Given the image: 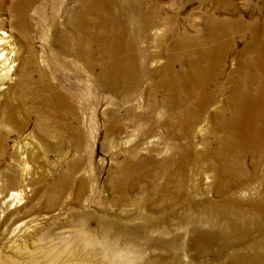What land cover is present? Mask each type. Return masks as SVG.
<instances>
[{"label": "rangeland", "instance_id": "1", "mask_svg": "<svg viewBox=\"0 0 264 264\" xmlns=\"http://www.w3.org/2000/svg\"><path fill=\"white\" fill-rule=\"evenodd\" d=\"M19 1L0 0L19 56L0 95V256L85 228L93 264L131 236V264H264V123H228L243 77L264 107V0Z\"/></svg>", "mask_w": 264, "mask_h": 264}, {"label": "bare ground", "instance_id": "2", "mask_svg": "<svg viewBox=\"0 0 264 264\" xmlns=\"http://www.w3.org/2000/svg\"><path fill=\"white\" fill-rule=\"evenodd\" d=\"M32 1H34V0H20L18 3L19 6H17L18 4H16V5L12 6L11 9H12V11L18 13L21 16L26 15L27 9H30V4H31L30 2H32ZM111 1L116 3V4H121L123 2L122 0H116V1L111 0ZM83 4L84 5H82V11L85 13L88 9V6L85 4L84 1H83ZM124 11H125V9H124ZM84 13H81V10H80L81 15H84ZM210 25H214L213 28L219 27L217 30H225L226 29L225 27L227 24L225 22H223L222 20L217 19L215 16L211 15L206 20V26H209V28H210ZM228 29H229V27H228ZM211 30L213 31V29H211ZM259 34H260V32H259ZM258 39H260L261 42H259ZM252 43L254 46V48H252V49H253V51H255V53L257 55V64L251 66L250 75H252V78L258 82L257 86H258L259 90H258L257 94H254V95L256 97H260L259 95L262 94V91L264 89V73H263V71H264V51L261 52V50L264 49V36H259L257 33H253L252 34ZM15 47H16L15 43L10 39V36L5 31L0 29V95L4 94L3 89L6 88L4 85L7 83V80H8L9 65L12 64V62L15 61L16 57H17V49ZM51 55H54V54H51ZM48 60L50 61L51 65L55 64V59H53V60L48 59ZM6 61L8 62L7 64H6ZM252 63L253 62H250L247 64H252ZM119 65H123L121 60L119 61ZM261 67H262L263 71H261ZM22 80L23 79H19L16 82L22 83L21 82ZM240 84H242L241 88H243V90H241L240 87H238L235 91L233 90L235 92V94H237L239 96L237 98L239 100L237 101V104H236L237 108L234 109L235 112L232 111L234 113L233 116L231 117L232 119H231V121L228 119L229 120L228 123L231 125L230 127L234 131H236V133L238 132V134L244 135L246 132H253L255 130V122L257 120H260L264 123V107L262 106L261 112H258V111H252L251 112L250 111L251 105L253 103L259 104L260 100L262 101V99L252 98L251 100H248L249 94L253 93V91L250 88V82H249L247 77H243L242 83H240ZM238 89H240V90H238ZM247 138H248V136H247ZM263 139H264V137H263ZM249 142L250 141H243V144L248 145ZM260 152H262V151H260ZM241 175H244V174H241ZM9 235H10V233H9ZM24 236L26 239L23 237L22 238L23 241L31 240V239H29L31 237V233H27ZM71 237L73 240H71V241L67 240L64 244H62L61 248L57 249L56 248L57 246L55 247V245H54V247H55L54 248L53 245L51 246V243H49L46 245V248H48V247H51V248L46 249V250L44 248L43 249L34 248L32 250H29L28 248H21V247L16 248L12 245V242H10L11 244L6 245V251L5 252L10 253L11 255L5 253L6 255L0 256V264H93V263H96V262L90 263V258H92V257H90L91 252L89 249L90 248L92 249L93 247L95 248L98 245L97 239L95 240L94 237H92L90 234H88L85 228L82 230H78ZM135 238H136L135 236L129 237L130 241L126 243L124 248H115L114 249V248H111V246L109 247L107 245L103 246L102 248L100 247L101 248L100 249L101 250L100 255H101L102 262L106 261L105 264H131L135 260L133 253H132L135 249V243H134ZM69 239H71V238H69ZM75 241L79 242L80 248L77 247L78 250L76 249L75 245H74L75 249L71 248L72 245L75 243ZM108 244H110V243L108 242ZM229 264H237V263H231L230 262Z\"/></svg>", "mask_w": 264, "mask_h": 264}]
</instances>
